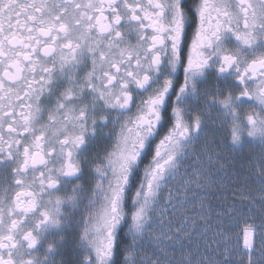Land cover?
<instances>
[{"label": "snow or ice", "instance_id": "6c2138e0", "mask_svg": "<svg viewBox=\"0 0 264 264\" xmlns=\"http://www.w3.org/2000/svg\"><path fill=\"white\" fill-rule=\"evenodd\" d=\"M0 264H264V0H0Z\"/></svg>", "mask_w": 264, "mask_h": 264}, {"label": "trees", "instance_id": "16d2710c", "mask_svg": "<svg viewBox=\"0 0 264 264\" xmlns=\"http://www.w3.org/2000/svg\"><path fill=\"white\" fill-rule=\"evenodd\" d=\"M253 148H246L244 150V152L239 153L240 158H246L247 155L250 152L256 153V152L259 151V149H253ZM231 184H232V181L225 178V185H226L225 190L224 191H221L219 194H217L215 196L210 197V201H211V203H212V205L214 207L219 208L220 206H222L224 204V196L225 195L228 197L229 203L232 202V192L230 190H227V186H230ZM244 211L246 212L247 211V208H244ZM256 214L257 215L259 214V208H258V206H257V213ZM240 227H242V224L240 225ZM211 239H212V233L209 232L208 233V240H209V242H211Z\"/></svg>", "mask_w": 264, "mask_h": 264}, {"label": "flooded vegetation", "instance_id": "af4514ba", "mask_svg": "<svg viewBox=\"0 0 264 264\" xmlns=\"http://www.w3.org/2000/svg\"><path fill=\"white\" fill-rule=\"evenodd\" d=\"M131 43H135V40L133 39L132 41H131ZM89 68H90V65H89ZM87 71V69H85V72ZM83 75V74H82ZM134 110V109H133ZM46 116H47V114H45V118H46ZM218 139H219V137H217ZM253 149H259V148H257V147H254Z\"/></svg>", "mask_w": 264, "mask_h": 264}]
</instances>
